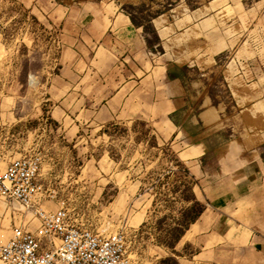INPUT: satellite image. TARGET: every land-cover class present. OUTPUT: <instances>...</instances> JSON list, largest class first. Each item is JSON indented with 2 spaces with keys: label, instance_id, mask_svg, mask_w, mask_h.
Instances as JSON below:
<instances>
[{
  "label": "rangeland",
  "instance_id": "374dc122",
  "mask_svg": "<svg viewBox=\"0 0 264 264\" xmlns=\"http://www.w3.org/2000/svg\"><path fill=\"white\" fill-rule=\"evenodd\" d=\"M88 2H110L131 15L157 54L165 52L156 29L167 28L171 58L209 59L218 83L233 81L232 95L219 84L212 92L217 105L233 124L247 119V140L257 138L264 154V0H0L2 166L40 157L39 183L57 195L45 210L64 203L81 223L125 233L134 264H231L214 261L195 240L191 225L205 203H194L193 181L161 141V126L136 121L78 131L49 118L59 104L49 100L51 90L56 100L64 94L51 84L62 47L58 28L42 15L57 4ZM10 213L37 227L26 209L0 201V241L11 236Z\"/></svg>",
  "mask_w": 264,
  "mask_h": 264
},
{
  "label": "crops",
  "instance_id": "0c3cea01",
  "mask_svg": "<svg viewBox=\"0 0 264 264\" xmlns=\"http://www.w3.org/2000/svg\"><path fill=\"white\" fill-rule=\"evenodd\" d=\"M42 16L58 28L62 47L51 84L64 94L56 100L51 90L49 100L59 104L49 118L78 131L136 121L161 126V141L193 181L194 203H205L191 225L201 249L216 262L264 264L262 144L248 142L247 119L231 123L212 95L218 84L232 95V79L218 83L209 59L171 58L167 28L156 29L165 53H155L145 28L110 2L57 4Z\"/></svg>",
  "mask_w": 264,
  "mask_h": 264
},
{
  "label": "built area",
  "instance_id": "2783aa9c",
  "mask_svg": "<svg viewBox=\"0 0 264 264\" xmlns=\"http://www.w3.org/2000/svg\"><path fill=\"white\" fill-rule=\"evenodd\" d=\"M40 167L37 156L25 155L4 167L0 158V201L19 205L37 221L30 229L10 213L11 236L0 241V264H134L125 233L81 223L64 203L45 210L57 195L39 183Z\"/></svg>",
  "mask_w": 264,
  "mask_h": 264
},
{
  "label": "trees",
  "instance_id": "16d2710c",
  "mask_svg": "<svg viewBox=\"0 0 264 264\" xmlns=\"http://www.w3.org/2000/svg\"><path fill=\"white\" fill-rule=\"evenodd\" d=\"M185 172L187 173V171H186V170H185ZM195 203H196L197 205H198V204H200V203H198V202H195ZM202 212H203V211H201V214H202ZM201 214H200V215H201Z\"/></svg>",
  "mask_w": 264,
  "mask_h": 264
}]
</instances>
